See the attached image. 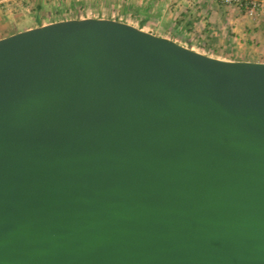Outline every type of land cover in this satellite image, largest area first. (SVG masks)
Instances as JSON below:
<instances>
[{
	"label": "water",
	"instance_id": "obj_1",
	"mask_svg": "<svg viewBox=\"0 0 264 264\" xmlns=\"http://www.w3.org/2000/svg\"><path fill=\"white\" fill-rule=\"evenodd\" d=\"M0 264H264V62L111 18L0 38Z\"/></svg>",
	"mask_w": 264,
	"mask_h": 264
},
{
	"label": "rangeland",
	"instance_id": "obj_2",
	"mask_svg": "<svg viewBox=\"0 0 264 264\" xmlns=\"http://www.w3.org/2000/svg\"><path fill=\"white\" fill-rule=\"evenodd\" d=\"M133 1L33 0L29 5L37 13L10 21L15 25L28 21L22 24L26 27L75 18H111L149 28L213 57L264 62V0ZM7 12L11 10L0 8V29L8 23L3 20Z\"/></svg>",
	"mask_w": 264,
	"mask_h": 264
},
{
	"label": "crops",
	"instance_id": "obj_3",
	"mask_svg": "<svg viewBox=\"0 0 264 264\" xmlns=\"http://www.w3.org/2000/svg\"><path fill=\"white\" fill-rule=\"evenodd\" d=\"M135 1L136 0H134L133 2H135ZM155 9H158L157 5L155 6ZM37 12H38V10H36V9H33V11H32V9H30V10H25L24 9L22 11L7 12L6 17H3V20H7L8 23H7L6 27L0 29V38L9 36L11 34H14V33H17V32L23 31V30H27V29H30V28H34V27L41 26V25H44L46 23H49V22H42V23H39V24H36V25L22 27V26H24L22 24H28V21H24V23H23V21H21L20 24H16V25L13 24L10 21L11 19H16V18H19V17H22V16H30V15L32 16L34 13H37ZM159 13H157V14H159ZM145 17H147V15H145ZM53 21H56V20H53ZM7 31H9V32H7Z\"/></svg>",
	"mask_w": 264,
	"mask_h": 264
},
{
	"label": "built area",
	"instance_id": "obj_4",
	"mask_svg": "<svg viewBox=\"0 0 264 264\" xmlns=\"http://www.w3.org/2000/svg\"><path fill=\"white\" fill-rule=\"evenodd\" d=\"M33 0H0V8L11 11L30 10Z\"/></svg>",
	"mask_w": 264,
	"mask_h": 264
}]
</instances>
